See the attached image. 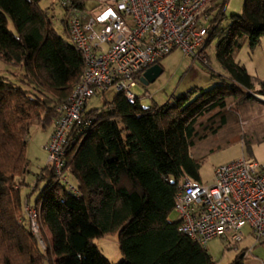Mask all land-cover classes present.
<instances>
[{
    "label": "trees",
    "instance_id": "16d2710c",
    "mask_svg": "<svg viewBox=\"0 0 264 264\" xmlns=\"http://www.w3.org/2000/svg\"><path fill=\"white\" fill-rule=\"evenodd\" d=\"M39 2L0 0V59L22 66L33 86L27 90L0 76V247L9 251L0 264H111L92 239L113 233L122 254L116 264H217L169 215L182 179L199 181V161L190 151L195 141L226 123L230 103L253 100L252 92L264 96V79L253 78L234 60L244 43L253 49L264 37V0H243L242 12L224 27L217 22L226 0L210 10L216 13L205 43L216 37V58L225 71L220 76L228 84L194 88L190 93H198L191 100L181 95L145 107L138 96L130 101L117 91L99 108L84 110L82 124L67 133L63 145L62 169L73 189L47 162L22 204L29 129L54 121L85 66L65 16L64 37ZM42 180L32 205L39 211V237L21 209ZM239 255L229 264H243Z\"/></svg>",
    "mask_w": 264,
    "mask_h": 264
},
{
    "label": "built area",
    "instance_id": "2783aa9c",
    "mask_svg": "<svg viewBox=\"0 0 264 264\" xmlns=\"http://www.w3.org/2000/svg\"><path fill=\"white\" fill-rule=\"evenodd\" d=\"M82 0H60L68 35L84 59V70L65 103L57 106L52 131L44 144L56 178L73 189L63 171L67 133L83 122L87 100L114 85L132 101L142 72L175 48L204 60L208 36L204 24L218 0H98L92 11ZM147 96L149 94L145 93ZM37 234L39 211L23 207ZM173 211L178 229L205 246L219 238L236 246L246 232L253 244L264 242V162L244 155L214 167L209 183L184 177ZM247 230V231H246ZM250 247L244 253L249 254Z\"/></svg>",
    "mask_w": 264,
    "mask_h": 264
},
{
    "label": "rangeland",
    "instance_id": "374dc122",
    "mask_svg": "<svg viewBox=\"0 0 264 264\" xmlns=\"http://www.w3.org/2000/svg\"><path fill=\"white\" fill-rule=\"evenodd\" d=\"M84 8L90 12L91 7L97 0H82ZM221 1V0H218ZM40 6L47 8L51 16V23L58 33L64 35L63 18L66 14L60 0H40ZM243 9V0H226L223 10V18L218 20L219 27H224L230 22L231 16L240 14ZM91 13V12H90ZM215 10L211 11L209 19L204 24L209 27L210 19L213 18ZM8 29L15 32L11 22L8 21ZM216 37H211L209 41L203 44L204 60L194 58L191 55L183 53L179 48H175L160 61L162 72L151 82L144 85L140 81L132 88V91L138 96L142 106H149L153 103L161 104L165 101L173 102L176 97L186 95L191 100L198 92L190 93L194 88L207 89L213 85L228 84V80L220 75H225L223 67L216 58ZM264 42V38L261 39ZM257 51L258 61L254 57L252 60V49L248 43L234 54V60L239 64L246 66L247 71L254 75L255 62H258L257 68L263 63L264 43ZM256 67V66H255ZM264 72V68L262 70ZM23 68L20 65L8 63L0 59V76L14 86H20L27 90H33L32 84L27 82L23 76ZM211 73L213 75H211ZM223 79V80H222ZM255 89L259 85L254 82ZM149 94L147 96L145 93ZM117 92L114 85H110L105 91L91 96L85 106V110L90 108H99L105 101H110ZM253 93V100L246 101L240 105L229 104L226 111V123L217 127L214 135L210 134L207 138L196 140L190 148L191 154L199 161V179L203 183L211 182L213 178L214 167L231 161L233 159L251 153L258 162H264V141L252 142L243 146L241 137H251L257 139L264 136V104L257 101L259 94ZM255 97V98H254ZM263 96H260L262 98ZM51 123L46 126L33 124L27 135L26 156L28 158L27 171L22 176L24 184L20 185V199L23 204L26 195L31 191L36 174L47 163V153L44 149V143L47 139ZM255 132H254V131ZM50 135V134H49ZM49 137V136H48ZM45 180L40 181L38 188L30 195L29 204L33 205L39 193V189L44 185ZM22 208V207H21ZM36 208V207H35ZM37 209V208H36ZM24 211L21 209V214ZM25 214V213H24ZM169 218L175 220L177 214L172 211ZM41 227L38 221L37 234L40 237ZM45 239L48 237L47 230ZM243 240V239H242ZM39 243L44 247L43 241L39 238ZM92 243L97 246L100 252L111 262L116 264L122 258L119 250L117 234H107L98 238H93ZM241 244V241L239 242ZM208 253L216 260L217 264H229L232 260V248H227L225 241L219 238H212L205 244ZM5 253H9L6 245L0 247V258Z\"/></svg>",
    "mask_w": 264,
    "mask_h": 264
},
{
    "label": "crops",
    "instance_id": "0c3cea01",
    "mask_svg": "<svg viewBox=\"0 0 264 264\" xmlns=\"http://www.w3.org/2000/svg\"><path fill=\"white\" fill-rule=\"evenodd\" d=\"M83 3V6H84V2H82ZM97 3H98V0L96 1V3L91 7V9H90V11H92L94 8H95V6L97 5ZM262 38H264V37H262ZM261 38V39H262ZM261 39H260V41H259V43L252 49V60H254L253 58L255 57L256 59H257V61H258V56H257V51H258V49H260L261 48V46H259V45H262V43H264V42H261ZM161 61H159V65L161 66V67H163L162 65H161V63H160ZM259 62V61H258ZM258 62H255V66H254V68L253 69H255V71H254V75H252L251 73H249L248 71V73L253 77V78H258V79H264V72L263 71H261L262 70V67L264 68V59H263V63H262V65H260V68L258 69L257 68V66H258ZM243 65V64H242ZM245 68H246V66L245 65H243ZM246 70H247V68H246ZM211 75H213L212 73H211ZM257 89V88H256ZM147 92V91H146ZM260 96H263V95H260L259 94V97H258V100L257 101H259V102H261V103H263L264 104V96L262 97V98H260ZM85 106H86V104H85ZM85 110V109H84ZM50 128V130H49V133H48V136H49V134L51 133V131H52V128H53V122H51V126L49 127ZM254 131V130H253ZM255 132V131H254ZM48 136H47V139H48ZM47 139H46V141H47ZM241 139L243 140V143H242V145L243 146H245V147H247V145H244V141H248L249 143H252V142H260V141H264V136H259L257 139L255 138V139H253V138H251V137H241ZM45 141V142H46ZM248 143V144H249ZM45 144V143H44ZM248 148V147H247ZM246 155H252L251 153H248V154H246ZM253 156V155H252ZM254 157V156H253ZM255 158V157H254ZM199 181H200V179H199ZM247 231V230H246ZM48 232V231H47ZM47 234H49V232L47 233ZM49 236H50V234H49ZM211 240V239H210ZM250 247V252H249V254H246V253H244V251L247 249V248H249ZM233 250H232V260L238 255V254H240L239 256L240 257H242V259H243V264H264V242L263 243H258V244H253V238H252V236L250 235V234H248L247 232H246V235H245V237L243 238V240L241 241V244H237L235 247H231ZM212 259L214 260V258L212 257ZM231 260V261H232ZM214 261H216V260H214Z\"/></svg>",
    "mask_w": 264,
    "mask_h": 264
},
{
    "label": "water",
    "instance_id": "95a60500",
    "mask_svg": "<svg viewBox=\"0 0 264 264\" xmlns=\"http://www.w3.org/2000/svg\"><path fill=\"white\" fill-rule=\"evenodd\" d=\"M162 72V67L155 63L149 67H147L141 74L139 81L146 85L149 82L153 81L160 73Z\"/></svg>",
    "mask_w": 264,
    "mask_h": 264
}]
</instances>
